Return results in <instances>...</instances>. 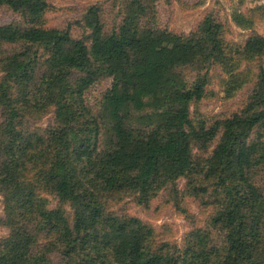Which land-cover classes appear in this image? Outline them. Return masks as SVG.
<instances>
[{
  "label": "trees",
  "instance_id": "trees-1",
  "mask_svg": "<svg viewBox=\"0 0 264 264\" xmlns=\"http://www.w3.org/2000/svg\"><path fill=\"white\" fill-rule=\"evenodd\" d=\"M129 1L118 31L104 33L99 9L92 6L83 17L88 34L74 39L68 30L35 26L47 8L45 0H0V6L7 5L26 23L0 26V48L22 43L50 51L48 62L55 73L49 71L48 82L60 95L56 111L60 124L49 131L48 143L54 151L51 156L45 155L43 175L53 194L72 210L71 223L59 210L37 211L33 192L24 193L26 187L17 186L15 179L22 166L12 148H7L16 128L17 113L13 112L6 129L7 140L0 148L5 159L0 177L4 184L9 182L14 187L7 203L8 218L17 209L15 217L22 220L23 230L7 242L0 264H52L48 255L53 252L71 264H105L106 260L109 264H179L169 254L148 246L151 232L141 222L105 216L101 202L79 178L78 167L92 166L103 191L146 194L159 179L168 183L196 171L202 164L195 162L193 148L206 150L218 136L212 155L203 164L216 173L217 189L225 199L212 222L223 229L226 248L219 261H212L201 250L191 254L190 262L183 260L182 264H260L256 257L264 264V243L257 240L264 195L251 177L253 169L264 164V144L260 133L250 141L255 128H264L263 70L253 102L245 110L208 129L194 127L189 104L203 97L205 75L188 87L179 70H201L204 64L222 60L220 24L207 16L193 33L177 36L136 24L135 19L145 15L146 8L143 0ZM244 49L251 56L262 54L264 38L249 37ZM4 66L12 80H30L27 53L11 56ZM73 71L81 76L76 87L66 79ZM100 75L112 78L115 98L106 100L103 118L108 126L109 148L97 153L100 122L85 108L80 111L81 103L76 101V108H72V103L81 100ZM66 95L70 100L63 99ZM7 99L0 91V106ZM167 104L171 108L163 111ZM150 106L160 110L155 112V125L146 115L142 121L147 119L149 128H134L132 119ZM112 107L121 115H114ZM74 124L79 125V132ZM238 139L241 142L237 144ZM20 156L23 158V154ZM253 211L258 214L250 216ZM35 227L53 240L38 247L31 229Z\"/></svg>",
  "mask_w": 264,
  "mask_h": 264
},
{
  "label": "rangeland",
  "instance_id": "rangeland-1",
  "mask_svg": "<svg viewBox=\"0 0 264 264\" xmlns=\"http://www.w3.org/2000/svg\"><path fill=\"white\" fill-rule=\"evenodd\" d=\"M45 2L47 8L35 22V26L48 30H68L74 39L88 34L83 17L89 7L99 9L104 33L109 34L114 30L118 31L123 25L130 5L129 0H45ZM143 2L146 13L140 14L135 20L136 24L147 28L177 36H188L207 16L214 23L220 24L222 60L210 65L204 64L201 70L193 68L179 70L188 87L205 75L203 97L189 104L190 121L194 127L208 129L217 121L242 112L253 102L259 73L262 70L264 72V52L251 56L245 53L244 48L249 37L259 35L264 38V0H143ZM13 24L26 25L7 5L0 6V26ZM25 53L30 60L28 71L30 80L14 81L6 73L5 62L11 56H21ZM50 55L49 49L45 47L25 46L22 43L1 46L0 91L8 99L5 105L0 106V148L7 140L6 129L12 113L15 112L16 128L13 136L10 135L11 143L7 148H12V154L15 155V159L20 160L22 166V171L18 172L15 179L17 186L24 185L26 187L24 193L33 192L35 197L33 203L37 211L59 210L67 222L71 223V208L53 194L43 175L46 167L45 155L51 156L54 151L49 147V131L60 124L56 117L60 95L48 82L51 79L49 71L55 73L48 62ZM80 78V74L73 71L66 79L71 86L76 87ZM112 87V78L100 75L81 100L76 99L72 103V108H76L75 103L78 101L82 106L79 107L80 111L85 108L91 117L99 120L100 136L95 143L97 153L109 148L108 126L104 125L106 122L103 118L106 100L115 98ZM68 96H64L63 99L70 100ZM164 108L163 111L170 109L171 105L167 104ZM156 111L160 112L150 106L136 114L137 117L132 119L134 128H149L145 123L148 122L147 119L145 122L142 121V117L146 115L150 118V124L155 125ZM111 112L117 116L121 115L115 107L111 108ZM74 128L79 132V125L74 124ZM258 133L262 135L264 144V128H255L250 141L256 139ZM19 135L20 137H17ZM218 140L219 136L206 150L193 148L195 162L202 164L196 171L168 183L159 179L146 194L103 191L100 180L95 178V169L87 164L79 165V178L89 192L101 202L105 216L118 219L133 218L150 230L151 237L147 244L153 251L169 254L178 260L179 264H182L183 260L190 262L191 254L199 253L201 250L212 261H219L226 248L225 235L221 227L213 224L212 218L223 207L225 199L217 189L216 173L209 171L203 164L212 155ZM240 142L241 139H238L237 144ZM4 160V155L0 154V170ZM251 177L253 185L264 195V164L253 169ZM13 192L14 187L9 182L4 184L0 177V255L2 251L7 252V242L15 238L17 231L23 230L22 220L15 217L17 209L12 212V208H9L13 217L8 218L7 203ZM256 211L249 215L255 216L258 214ZM31 229L34 230L33 235L38 247L42 248L53 240L45 235V231L44 234L40 233L37 227ZM257 234V240L264 243V213H261ZM48 258L52 264H71L57 252L49 253ZM255 260L262 264V259L256 257ZM105 264H109L107 260Z\"/></svg>",
  "mask_w": 264,
  "mask_h": 264
}]
</instances>
